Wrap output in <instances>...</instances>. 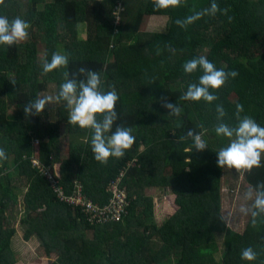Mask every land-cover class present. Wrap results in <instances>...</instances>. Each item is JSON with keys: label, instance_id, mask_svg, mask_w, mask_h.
Here are the masks:
<instances>
[{"label": "trees", "instance_id": "16d2710c", "mask_svg": "<svg viewBox=\"0 0 264 264\" xmlns=\"http://www.w3.org/2000/svg\"><path fill=\"white\" fill-rule=\"evenodd\" d=\"M212 2L184 0L179 7L155 11L152 0H4L0 15L21 17L30 28L27 40L0 45V148L7 156L0 161V264L21 262L13 246L17 230L8 222V209L18 203L14 178L27 188L23 240L37 237L36 258L55 257L48 264H264V215L253 225L249 214L241 233L224 216L225 199L251 205L239 184L264 183V154L262 166L250 172L220 168L216 151L229 141L214 131L221 122L217 104L225 109L224 123L236 124V105L241 104V116L264 127V0H215L226 14H205L186 27L175 23ZM155 17L168 20L165 29L146 31ZM56 51L70 54L67 68L42 74V64ZM201 55L218 69L238 73L214 90L218 100L212 103L180 99L188 83L202 75L200 70L185 74L182 65ZM82 66L101 73L103 90L115 87L119 100L113 128L129 127L135 136L124 157H110L106 165L94 159L91 131L68 123L64 102L52 114L44 109L25 116L23 111L49 85L58 92L65 71L71 75ZM163 98L182 108L178 117L168 115ZM50 116L55 120L48 122ZM64 122L70 139L66 158L60 148ZM189 129H206L207 149L198 152L190 138L182 139ZM11 161L15 172L10 175ZM226 175L240 176L241 182L229 187ZM113 184L126 191L129 205L123 219L111 224L87 223L80 208L59 196L70 197L81 187L83 195L104 205L112 198L107 189ZM152 189L173 206L161 224ZM222 234L225 249L219 260L217 237ZM246 247L256 251L254 261L241 259Z\"/></svg>", "mask_w": 264, "mask_h": 264}, {"label": "clouds", "instance_id": "9594fccd", "mask_svg": "<svg viewBox=\"0 0 264 264\" xmlns=\"http://www.w3.org/2000/svg\"><path fill=\"white\" fill-rule=\"evenodd\" d=\"M184 0H152L155 11L166 10L170 7H179ZM4 0H0V5ZM217 11L222 14L227 13V9H220L215 3H211L209 8L201 11H195L184 20H177L175 23L181 27L194 23L203 15H215ZM231 17L229 20L231 21ZM30 23L21 17H15L9 20L8 17L0 15V45L12 47L14 44L25 41L29 38ZM70 54L66 52H53L50 62L45 60L42 64V74L50 73L54 70L67 68ZM185 74H192L200 70L198 82L188 83L186 90L180 99L184 101H200L212 103L218 100L214 90H218L225 85L229 78H235L236 71H226L224 68H217L214 63L209 61L206 56L194 57L187 60L182 65ZM83 77L77 79V77ZM101 73L86 67H80L76 73H63V82L59 85L55 96L46 95L36 97L29 101L24 107L25 116L39 115L51 102H64L69 110L68 123L78 126L81 129L91 131L90 146L94 159L107 164L110 157L123 158L125 151L130 149L135 143V136L132 129L123 125H116L118 119L115 110L119 96L115 87L110 90H103ZM164 107L168 115L179 116L182 108L176 103L167 102L163 98ZM217 119L219 122L214 131L217 136L228 139L226 146L220 147L216 151L217 166L220 168L235 169L237 171L250 172L253 168L262 166V154H264V127L258 124L248 115L241 116L243 105L237 104L235 111L236 124L229 125L223 122L226 116L222 104L216 105ZM203 129V125H199ZM206 131V129H204ZM204 131L194 132L189 129L182 139H191L196 151L202 152L208 148L207 142L203 138ZM110 133V135H108ZM7 159L6 152L0 148V161ZM244 199L251 201L249 207L241 208V212L252 217L253 225L256 224V218L264 215V183L255 186H249L244 194ZM257 258L256 251L252 247H246L241 250V259L245 261H254Z\"/></svg>", "mask_w": 264, "mask_h": 264}, {"label": "rangeland", "instance_id": "374dc122", "mask_svg": "<svg viewBox=\"0 0 264 264\" xmlns=\"http://www.w3.org/2000/svg\"><path fill=\"white\" fill-rule=\"evenodd\" d=\"M167 19L165 17H155L152 18L148 21L147 26H146V31H163L165 29L166 23H167ZM81 35L83 38H86V24H83L81 27ZM39 58L40 60L44 61V52L40 51L39 52ZM57 93L56 90V85L55 84H51L48 86V89L46 92H44L43 94H40V97L46 96V95H51V96H55V94ZM57 103H55L54 101L49 103L48 105H46L45 110L47 112H49V114H52L55 109H56V105ZM15 107H11L10 112H14ZM69 112V110H68ZM49 121H53L55 120V118L53 116H50L48 119ZM67 123H63L61 125L60 128V148H61V153H62V157H67L68 156V147L70 144V139H69V135L68 130H67ZM38 142V141H37ZM38 143H36L37 145ZM263 159H264V155H263ZM35 161H37L35 159ZM38 162V161H37ZM241 176V174H240ZM238 177V178H234L231 175H226L225 177L228 178H224L226 185H229V187L233 186V184L236 183V180L241 182V178L242 177ZM25 187V186H24ZM240 188H245L248 189L246 187L245 184H243V180L242 182L239 184ZM26 187L25 188H21L18 191V195L22 194L24 191H26ZM229 189V188H228ZM227 189V190H228ZM154 189L150 190L149 193L152 194L153 196H155V219L156 222L158 224H161L163 221H165L168 217V213L167 210L169 209H173V206L166 201V199H164V195L160 194V193H155L153 192ZM25 196V194H24ZM241 196H244L243 194H241ZM235 197H240L239 195H235ZM24 200V199H23ZM244 200V199H243ZM231 204V205H230ZM247 204L244 203L239 200L236 204L233 203V199L231 200H227L225 199V213L224 216L226 217L227 223L229 225V227L234 230L235 232L241 233L244 231L246 224L249 220V214H245L243 212H241V208L245 207ZM22 204H18L15 207H11L8 210L9 213V225L12 227H17L21 230V232L23 231L22 226L20 225V221L22 219V217L24 216V214H22ZM19 238V236H16V239ZM217 242L219 243V248H220V252L217 254V258L220 260V256L223 253L224 249H225V245H224V234L219 235L217 237ZM40 245L38 238L36 237H32V241H30V244L26 245V249L20 250L19 251V257L21 262H19V264H48V261H52L53 258L50 259H46V258H36L37 254L35 253L36 248ZM39 248V247H38ZM37 248V249H38ZM16 251H18V248L16 247Z\"/></svg>", "mask_w": 264, "mask_h": 264}, {"label": "built area", "instance_id": "2783aa9c", "mask_svg": "<svg viewBox=\"0 0 264 264\" xmlns=\"http://www.w3.org/2000/svg\"><path fill=\"white\" fill-rule=\"evenodd\" d=\"M121 9L117 10L114 15L117 21L120 20L119 12ZM33 165L38 167L39 163L33 161ZM4 174L0 175L3 176ZM83 189L77 187L74 194L70 197H65L63 193H59L62 199L66 200L69 205L77 206L80 208L81 213L84 214L85 220L89 224H111L119 222L127 214V207L129 202L127 200L126 191L120 189L116 184L111 185L107 192L112 194L110 202L104 205H99L94 203L91 199L87 198L82 194Z\"/></svg>", "mask_w": 264, "mask_h": 264}, {"label": "crops", "instance_id": "0c3cea01", "mask_svg": "<svg viewBox=\"0 0 264 264\" xmlns=\"http://www.w3.org/2000/svg\"><path fill=\"white\" fill-rule=\"evenodd\" d=\"M34 142H35V145H36V143H38L37 142V140H35V138H34ZM33 161H35V159H33ZM37 162V161H36ZM8 167H11L10 168V175L11 174H13L14 172H15V167L13 166V161H11L10 162V164H9V166ZM12 187L14 186V185H16L17 184V186H16V188H14V191L16 192V196H17V201H18V203L17 204H13V205H11V207H15V206H17L18 204H22L23 203V199H24V194L26 193V191H27V189H26V191H24L22 194H20V195H18V191L21 189V188H25L23 185H21V180L19 179H17V178H14V180L12 181ZM9 210V209H8ZM25 212L23 211V209H22V214H24ZM9 216V215H8ZM23 218V217H22ZM8 219H9V217H8ZM22 220V219H21ZM20 225H21V221H20ZM14 228L17 230V233H16V235H15V237L13 238V246H14V251L16 252V247L18 248V253H19V251L20 250H23L24 251V249H26V245H28V244H30V241H32V238L30 239V241H28V242H26V241H24L23 240V236H24V232H21V230L19 229V228H17V227H15L14 226ZM24 231V230H23ZM16 236H19V238H17L16 239ZM37 238V237H36ZM53 258V260L55 259V257L53 256L52 257Z\"/></svg>", "mask_w": 264, "mask_h": 264}]
</instances>
